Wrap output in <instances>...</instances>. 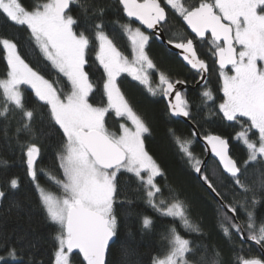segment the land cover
Listing matches in <instances>:
<instances>
[{
	"label": "snow or ice",
	"instance_id": "obj_1",
	"mask_svg": "<svg viewBox=\"0 0 264 264\" xmlns=\"http://www.w3.org/2000/svg\"><path fill=\"white\" fill-rule=\"evenodd\" d=\"M119 4L128 18H134L147 29L166 24V7H169L196 37L209 44L222 80L223 100L218 110L227 121L241 124L242 130L235 139L247 149V159L241 166L229 155L227 140L216 135L205 138L224 171L230 175L234 188L239 189L233 196L242 197L228 204L223 203L221 196L220 207L233 216L225 214L227 224L222 222L220 227L229 238L233 230L243 233L244 224L236 222L238 217L235 215L238 209L243 210L247 214V238L264 248V222L257 226L254 213L247 207L248 194L252 193V206L258 201L253 188L241 179L250 164L264 162V0H200L193 6H186L183 0H165V6L161 0H119ZM73 6H76L75 14ZM105 7L102 0H41L31 8L25 7L20 0H0V15L15 25L26 26L43 58L66 78L69 88L67 92L57 88L53 81L26 62L15 42L0 37V48L7 62L6 77L0 78V104L3 105L0 116H6L10 110H19L23 123L17 131L31 130L34 111L26 108L21 91V85H28L35 97L47 106L51 121L63 133L62 151L57 154L63 179L49 174L61 194L37 185L47 217L59 229L54 237L57 245L55 264H71L70 256L74 250L82 255L86 264H105L109 241L116 235L114 201L117 175L122 170L132 174L143 186L148 204L162 216L178 219L186 231H201L189 219L184 202L179 199L172 202L159 199L157 202L162 189L156 183V177L163 173L144 148L143 137L149 128L130 106L117 78L121 73H128L153 95L159 92L167 97L175 92V103H170V109L174 115L191 119L188 102L176 91V86L184 82L173 81L160 72L159 84L153 87L149 73L156 65L145 50L150 37L140 27H132L131 22L120 25L131 44L130 60L104 31ZM209 35L210 39L207 38ZM174 47L183 50V60L202 77L209 71L207 63L198 57L192 39L176 42ZM90 51H94L95 60L103 69L100 92L106 103L102 102L100 106L89 102L97 88L86 70ZM202 96L205 103L214 101L211 90H205ZM110 113L125 121L119 125V135L106 127V117ZM241 118H244L243 123ZM253 130L257 134L255 140L249 136ZM190 144L191 141L181 142V150L193 169L200 173L202 161L193 156ZM39 152L34 143L27 147L28 173L33 180L37 175L34 164ZM203 179L208 182L206 175ZM10 186L17 188V179H11ZM208 187L217 196L221 195L210 182ZM259 187L264 190V177L260 179ZM4 195L0 191V198ZM151 225L152 220L144 217L143 226L149 228ZM168 233L165 237L167 250L162 256L153 257L152 264H220L218 251L211 258L200 255L190 259L197 255L191 241L181 236L175 226L170 227ZM204 252H207L206 246ZM8 256L15 259L16 250H10ZM3 259L0 257V261ZM236 264H264V260L238 256Z\"/></svg>",
	"mask_w": 264,
	"mask_h": 264
},
{
	"label": "trees",
	"instance_id": "obj_2",
	"mask_svg": "<svg viewBox=\"0 0 264 264\" xmlns=\"http://www.w3.org/2000/svg\"><path fill=\"white\" fill-rule=\"evenodd\" d=\"M20 2L25 7L31 8L34 3L41 0H20ZM102 2L106 6L102 18L104 31L113 39L119 50L131 58L130 41L120 28L121 24L131 21L125 19L119 2L111 0H102ZM164 2L165 0H161L162 6H165ZM183 2L186 6H193L200 0H183ZM166 10L168 21L162 28L167 40L176 43L192 39L199 58L208 65V80L203 88H197L200 75L187 69L176 55L159 45L156 39L149 35L146 52L156 65V69L151 74V82L155 87L159 84L160 72L165 73L173 81H183L188 89L182 93V96L188 102L191 119L188 117L189 122L184 123L172 118L161 93L152 95L129 76H122L118 84L130 106L149 128V132L144 136V146L163 173L156 180L162 189L159 199L167 202L179 199L184 202L189 219L193 224L198 225L201 231L199 233L186 231L181 227L178 219L174 220L159 214L148 204L143 186L132 174L121 171L117 175V194L114 201V214L117 218L116 235L114 243L109 248L106 264H152L153 257L162 256L167 250L165 237L172 226L176 227L181 236L190 240L191 246L196 250V257L190 259H197L200 255L211 258L218 251L220 264H236L238 256L264 260L257 246L241 241L240 233L233 230L231 238L224 235L220 225L222 222L227 224L224 220L225 214L231 216L220 207L217 198L197 177L192 163L181 150V142L191 141L189 150L193 156L202 162L205 159V150L195 138L194 127L202 138L216 135L227 140L230 156L241 166L247 159L246 146L235 139L236 134L242 130L241 124L227 121L218 110V105L223 100L222 80L219 77L216 57L211 54L209 44L206 40L197 41L185 28L182 18L168 7ZM75 12L76 6H73V14ZM131 23L132 26L138 27ZM0 37L15 42L26 62L40 71L45 78L53 81L57 88L63 89L64 92L69 90L66 78L52 69L49 62L43 58L34 41L31 40L26 26L15 25L4 15H0ZM88 60L89 66L86 70L97 86L90 95L89 102L100 106L102 102L106 103V98H102L100 92L103 69L95 60L94 51L89 52ZM6 72L7 62L0 48V78H5ZM205 90H211L214 101L204 102L202 93ZM22 93L26 108L34 111L31 130L17 131L23 123L22 113L19 110H10L6 116H0V191L5 193L0 201V257H4L0 264H55L57 245L54 237L59 229L48 219L39 198L37 185L60 195L59 187L49 178V174L56 179H63L57 154L62 151L64 138L59 126L51 121L49 109L35 97L34 92L22 88ZM2 107L3 105L0 104V108ZM241 119L243 123L244 118ZM120 123H124V120L116 117L114 113H110L106 118L107 128L117 135H119ZM249 136L253 140L257 139L255 130L249 133ZM33 143L40 149L39 160L35 167L37 174L35 180L29 175L27 165V147ZM205 175L208 177V182L221 194L218 197L220 199L221 196L224 197L223 203L231 204L234 199L242 198L233 196V192H239V189L234 188L231 177L222 171L214 159L209 160L202 179ZM262 177H264V162L250 164L241 176V179L253 188L258 201L252 206V193L248 194L247 207L254 213L257 226L264 222V190L259 187ZM13 178L18 181L15 189L10 186V180ZM203 181L205 182L204 179ZM236 216L238 223L244 224L248 237L246 212L238 209ZM144 217L152 220L151 227L143 226ZM12 249L16 250L17 261L6 259ZM71 260L72 264H84L76 254L71 256Z\"/></svg>",
	"mask_w": 264,
	"mask_h": 264
},
{
	"label": "water",
	"instance_id": "obj_3",
	"mask_svg": "<svg viewBox=\"0 0 264 264\" xmlns=\"http://www.w3.org/2000/svg\"><path fill=\"white\" fill-rule=\"evenodd\" d=\"M111 1H113V2H119V0H111ZM121 7H122V6H121ZM166 14H167V21H168V12H167V10H166ZM124 17H125L126 20L131 21V22H133L135 25H137L138 27L142 28L147 34L153 36V37L156 39V41H157V43H158L159 45L164 46V47L166 48V50H168V51L171 52L172 54L176 55V56L178 57V59L182 62V64H183L187 69L192 70V71H194L195 73L199 74V75H200V79H199V82L196 84V87H197V88H203V87L206 85L207 80H208V75H209V73H208V72H207V73H204V74H203V77H202V75H201L200 73H198L195 69H192L191 66H190L189 64H187L186 61L183 60V55H182V51H183V50H182V49H176V48L174 47V43H172V44H169V43H168V40H167L166 35H165V33H164V31H163V28H162V26H164L165 24L158 25V26H157V29H147L146 26L141 25V24L139 23V21H135L134 18H128L125 14H124ZM183 23H184V22H183ZM184 26H185V28L188 30V32H189L190 34H192V35L195 36V38H196L197 41H203V40H201L200 38L196 37L195 33H193V32L191 31V29L188 28V26H187L185 23H184ZM158 37H159V38H158ZM209 37H210V35H209ZM193 44H194V43H193ZM194 47H195V44H194ZM195 50H196V49H195ZM197 55H198V54H197ZM198 57H199V56H198ZM216 64H217V67L219 68L218 63H216ZM187 89H188V86H187L185 83H183V84H178V85L176 86V91H179L181 94H182L183 92H185ZM163 97H164V99H165V102H166V105H167V107H168V109H169V112H170L171 117L174 118V119H176V120H180V121H182V122H184V123H188V122H189V121H188V120H189L188 117H184V116H180V115H174L173 112H172V110L170 109V106H169L170 103H175V92H173L172 95L167 96V97L163 95ZM193 132H194V134H195V138H196V140H197L198 142L201 143V145H202V147H203V149L205 150V153H206V157H205V159H204L203 162H202L201 172H200V173H197V177L202 181V183L207 187V189H208V190H209V191H210V192H211V193L217 198L218 202H219L220 205H221V199L216 195V193H214V192L208 187V184L205 183V182L203 181V179H202V175H203V172H204V170H205V168H206V166H207L209 160H211V159H214V160L218 163L219 167L222 169V171H223L225 174H227L228 176H230V175L224 171L223 166H222V165L220 164V162H219V158L216 157V156L214 155V153H212V151H211V145L208 144L207 140H206L205 138H202V136L200 135L199 131H198L196 128H194V127H193ZM228 153H229V146H228ZM229 155H230V153H229ZM38 160H39V155H38L37 158H36V161H35V164H34V168L36 167ZM31 178H32V177H31ZM32 179H33V178H32ZM223 210L226 211L231 217L233 216V213L228 212L227 209H224V208H223ZM235 215H236V214H235ZM236 222H238V221H236ZM240 237H241V241H242L243 243H247V244H251V245L257 246V247L261 250V252H262V256H263V259H264V249L261 247V245H257L254 241L249 240V239L247 238V236H246L245 231H244L243 233H240ZM114 241H115V236L112 238V240L109 241V246H108V249L106 250V255H105V264H106V262H107V256H108L109 248H110L111 245L114 243ZM73 254L79 255V254H77L76 250H74ZM79 256H80L82 262L86 263L85 261H83L82 255H79Z\"/></svg>",
	"mask_w": 264,
	"mask_h": 264
},
{
	"label": "rangeland",
	"instance_id": "obj_4",
	"mask_svg": "<svg viewBox=\"0 0 264 264\" xmlns=\"http://www.w3.org/2000/svg\"><path fill=\"white\" fill-rule=\"evenodd\" d=\"M165 3V2H164ZM169 8V7H168ZM170 9V8H169ZM171 10V9H170ZM173 11V10H172ZM174 12V11H173ZM132 27H136V26H132ZM141 31H143L142 29H141ZM145 34L146 35H148L149 36V34H147L146 32H145ZM208 38V37H207ZM150 40V39H149ZM148 43H149V41H148ZM148 45V44H147ZM147 45H146V47H145V50H146V48H147ZM124 55H126L125 53H123ZM127 56V55H126ZM130 60L132 59V49H131V58H129ZM153 73V70H150V73H149V75H150V80H151V74ZM229 74H231V72H229ZM122 76H129L132 80H134V81H136V82H138L139 84H141L138 80H135L131 75H129L128 73H121V75L117 78V83H118V81H119V79L122 77ZM152 83V82H151ZM119 85V84H118ZM146 90H148L147 89V87L145 86V85H143V84H141ZM154 84L152 83V86H153ZM153 87H155V86H153ZM22 88H27V89H29V90H31V91H33L31 88H30V86H28V85H21V91H22ZM149 92V91H148ZM150 93V92H149ZM157 93H159V92H157ZM152 94V93H151ZM153 95V94H152ZM107 118V117H106ZM125 122V121H124ZM229 122H232V121H229ZM129 126H130V122H129ZM107 127V126H106ZM110 131V130H109ZM111 132V131H110ZM147 133H145L144 134V136L146 135ZM143 139H144V137H143ZM144 148H145V146H144ZM146 150V149H145ZM63 171V170H62ZM123 171V170H122ZM160 176H158V177H156V180L159 178ZM61 194V193H60ZM0 201H1V198H0ZM159 201V197H157V202ZM159 213V212H158ZM160 214V213H159ZM169 218H172V217H169ZM6 259H12V261H17L18 260V258L16 257L15 259H13V258H11V257H7ZM4 260V259H3ZM2 260V261H3ZM1 262V261H0ZM70 262H72V260H71V256H70ZM72 264V263H71Z\"/></svg>",
	"mask_w": 264,
	"mask_h": 264
},
{
	"label": "flooded vegetation",
	"instance_id": "obj_5",
	"mask_svg": "<svg viewBox=\"0 0 264 264\" xmlns=\"http://www.w3.org/2000/svg\"><path fill=\"white\" fill-rule=\"evenodd\" d=\"M72 255H74V254H71V256H72ZM83 263H84V262H83ZM84 264H86V263H84Z\"/></svg>",
	"mask_w": 264,
	"mask_h": 264
}]
</instances>
